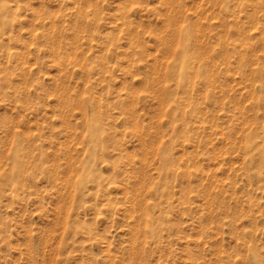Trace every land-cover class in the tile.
I'll use <instances>...</instances> for the list:
<instances>
[{
  "label": "rangeland",
  "instance_id": "374dc122",
  "mask_svg": "<svg viewBox=\"0 0 264 264\" xmlns=\"http://www.w3.org/2000/svg\"><path fill=\"white\" fill-rule=\"evenodd\" d=\"M0 264H264V0H0Z\"/></svg>",
  "mask_w": 264,
  "mask_h": 264
}]
</instances>
